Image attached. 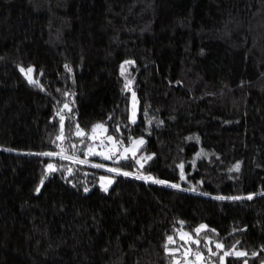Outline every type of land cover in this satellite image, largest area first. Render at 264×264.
<instances>
[{
  "label": "trees",
  "instance_id": "trees-1",
  "mask_svg": "<svg viewBox=\"0 0 264 264\" xmlns=\"http://www.w3.org/2000/svg\"><path fill=\"white\" fill-rule=\"evenodd\" d=\"M98 124L143 144L96 167ZM181 235L264 264V0H0V264H180Z\"/></svg>",
  "mask_w": 264,
  "mask_h": 264
},
{
  "label": "rangeland",
  "instance_id": "rangeland-1",
  "mask_svg": "<svg viewBox=\"0 0 264 264\" xmlns=\"http://www.w3.org/2000/svg\"><path fill=\"white\" fill-rule=\"evenodd\" d=\"M24 74L27 76V78H30L29 72L26 71L24 72ZM136 108H137L136 100H135V97H133L132 95L131 101H130V112L132 114L135 113ZM98 125H102V124H98ZM88 136L91 140V146L87 150V156L93 157L91 161L95 162V164L97 163V165H104V168L108 169V165L110 166L108 162L117 161V160L129 157V156H133V152L131 151V149L133 148V144L131 143L129 146H121L113 137H112L113 140L109 141L107 139L109 135H106L104 126H103V129H97L95 133L91 131ZM135 140H143V139L137 138ZM141 145L142 144L135 146V154L139 150ZM113 147H115V151H112ZM90 149L92 153L94 154H89ZM125 149H130V150L125 152ZM107 156H111V158L108 159L106 158ZM109 181L111 182L113 181V178L111 175H107V174L102 175L100 177L99 184L103 189L105 188L107 189V187L110 185ZM181 237H183L186 243L182 245V249H181L182 255L185 261L180 262V264H222L225 259V256L229 254H236L237 252H239L236 250H223L222 251L221 249V252L219 253L218 261H214V260L210 261V258H212L211 256H215L217 254V251H211L209 248V252L207 256L208 258H205L204 255L201 254L202 260H197V257L194 254H192L193 258L189 257V255L191 254V250L193 249L190 242L193 243L194 239H188L185 235H181ZM220 248L217 247V250H220ZM226 253H229V254L226 255Z\"/></svg>",
  "mask_w": 264,
  "mask_h": 264
},
{
  "label": "snow or ice",
  "instance_id": "snow-or-ice-1",
  "mask_svg": "<svg viewBox=\"0 0 264 264\" xmlns=\"http://www.w3.org/2000/svg\"><path fill=\"white\" fill-rule=\"evenodd\" d=\"M22 71H23V69H21ZM29 73H31L33 70L31 69V68H29L28 70H27ZM30 82H32V83H35V81H30ZM126 87H127V85H126ZM135 96V94L133 93V97ZM64 108H68V105L67 104H65L64 105ZM134 116H135V114L133 113V121H134ZM61 122H63V117H61ZM97 129H103V125H95V126H93V129H92V131H93V133H95L96 132V130ZM61 131H63V123H61ZM76 135H78V136H83L84 135V133H83V131L82 130H78L77 131V133H76ZM63 137L62 136H58L57 137V139H62ZM107 139L109 140V141H112L113 140V138L111 137V136H109V137H107ZM132 144H133V148L131 149V151L133 152V155L135 154V146H137V145H140V144H143V140H134L133 142H132ZM130 149H125V152H127V151H129ZM112 151H115V147H113V149H112ZM89 154H94V153H92V151H91V149L89 150ZM40 155H45V156H55V155H60L61 156V158L62 159H73V157H69V156H64L63 155V150L61 151V153H41ZM106 158H108V159H110L111 158V156H107ZM80 163H85L86 161H79ZM102 165H96V167H101ZM181 167H183L182 165H181ZM237 167V169H238V165L236 166ZM57 169L55 168V166L54 165H52V164H49V165H47V169H46V171H56ZM110 171H114V172H119V170L118 169H110ZM124 175H129V173H123ZM148 179H151V177H148ZM181 179H184V177H183V174L181 175ZM156 183H164L163 181H159V180H157V181H155ZM41 183H43V180L41 181ZM109 183H111V181H109ZM172 187H179L178 185H171ZM39 187L36 189V191L37 192H39ZM105 190H107L106 188H105ZM85 191H87V189H85ZM248 199H252V196H249V197H247ZM219 199H223V197H219ZM233 199H239V197H235V198H233ZM206 226H204V225H201L200 226V229H197V231H200L201 229H203V228H205ZM183 238V237H182ZM168 241L171 243V242H173V237H171V236H169L168 237ZM193 243H199V241H193ZM166 248H167V245L165 246ZM217 247L218 248H220V247H223L222 245H217ZM213 254H215V253H213ZM227 254H229V253H226V255ZM236 255L237 256H244V255H246V253H243V252H237L236 253ZM253 255H255V254H253ZM197 260H202V255L201 254H199V253H197Z\"/></svg>",
  "mask_w": 264,
  "mask_h": 264
}]
</instances>
